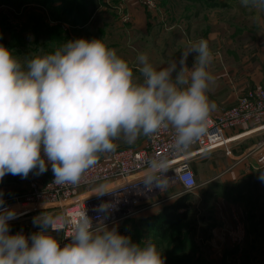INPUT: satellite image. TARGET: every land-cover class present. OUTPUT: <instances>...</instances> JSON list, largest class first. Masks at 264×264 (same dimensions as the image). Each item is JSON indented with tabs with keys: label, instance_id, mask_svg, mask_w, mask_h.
I'll list each match as a JSON object with an SVG mask.
<instances>
[{
	"label": "clouds",
	"instance_id": "9594fccd",
	"mask_svg": "<svg viewBox=\"0 0 264 264\" xmlns=\"http://www.w3.org/2000/svg\"><path fill=\"white\" fill-rule=\"evenodd\" d=\"M240 5L255 13L264 29V0H240ZM214 58L208 39L188 40L179 60L164 67L140 53L137 76L102 39L69 40L27 57L0 44V181L7 174L41 175L50 165L53 183L79 186L102 154L117 150V141L131 145L162 129L173 133V152L188 153L207 135L217 109L208 95L216 83L210 71ZM144 163L145 188L167 190L168 157H147ZM259 179L264 181V173ZM92 191L98 197L110 193L105 183ZM110 207L105 202L97 211L107 213ZM16 218L15 209H0V264H165L152 238L134 243L115 226L103 221L94 226L86 210L75 220L44 210L33 217L40 231L30 236L9 234L8 222ZM69 226L70 240L61 246L52 233Z\"/></svg>",
	"mask_w": 264,
	"mask_h": 264
},
{
	"label": "rangeland",
	"instance_id": "374dc122",
	"mask_svg": "<svg viewBox=\"0 0 264 264\" xmlns=\"http://www.w3.org/2000/svg\"><path fill=\"white\" fill-rule=\"evenodd\" d=\"M26 1L13 0L15 5H8L6 1L0 0V34L7 42L9 49L13 52L17 49L21 50L20 54L14 53L19 57L39 55L41 51H53L69 40L96 38L102 39L110 48H114L118 55L133 66L135 74L139 76L135 67L137 56L140 53H146L150 61L160 68L161 42L167 37L171 45L176 46V41L180 42V38L201 37L207 35L211 28L217 27L220 29V34H225L224 37L242 32L246 33L245 39L255 37L257 40L264 41V29L256 24L255 13L243 8L240 0H46L47 3H42L41 0ZM23 2L26 3L23 5ZM76 13L79 19L73 20ZM85 19L86 21L83 22ZM161 31L165 36L163 35L164 37L160 39ZM259 31H262L260 35H258ZM15 36L19 37L20 42L15 41L11 46ZM259 50L264 54L262 49ZM176 52L177 50L174 55ZM257 88L264 89L261 86L247 88L239 93L234 103L222 112L236 107L247 92ZM147 140V137L142 136L131 145L122 140L117 141V150L136 149L143 146ZM105 155L107 154H102L99 160ZM53 177L50 165L47 172L41 175L32 172L27 178L7 174L0 181V192L3 193L4 200L0 208L9 207L18 211L20 207H27L29 204L25 203V195L29 190L30 182L36 183L39 185V190L44 191L46 182ZM93 189L80 188L79 192L85 190L92 194ZM155 190L156 188L154 192ZM144 196L145 193L141 198L143 199ZM21 203L25 205L21 206ZM152 206L156 208L160 205L153 203ZM215 209L214 199L200 201L197 200V195L191 194L187 219L179 227V236L175 235L178 240H187L189 259L195 260L194 264H264V239L260 217L249 220L248 228L244 224L242 234L243 236L245 234L246 243L228 242L224 245L217 244L218 247L212 242L214 228L209 226V223L216 225ZM129 210L130 207H124L118 211V215L127 213ZM146 210L141 214H148ZM33 213L34 211L29 214ZM129 221L120 226L119 223L108 227H117L120 234L130 236L134 243L152 238L160 248L164 260L168 258V251L178 252L169 247L170 242L163 241L138 221ZM125 224L126 226H122ZM256 232L261 239L254 236ZM175 243L177 242L172 240L171 244ZM227 246H234L237 249L235 256L225 254ZM241 248L249 250L248 260L243 258Z\"/></svg>",
	"mask_w": 264,
	"mask_h": 264
},
{
	"label": "crops",
	"instance_id": "0c3cea01",
	"mask_svg": "<svg viewBox=\"0 0 264 264\" xmlns=\"http://www.w3.org/2000/svg\"><path fill=\"white\" fill-rule=\"evenodd\" d=\"M261 32L259 31L258 35ZM160 33L161 39L165 34L163 31ZM219 34L220 29L216 27L211 28L207 35L201 36L209 40L215 57L210 71L215 76L216 83L208 95L210 100L215 101L217 109L211 117L221 114L222 110L232 105L238 94L247 88L264 87V54L259 52V49L264 51V41L257 40L255 37L245 39L246 33L242 32L226 37H224L225 34ZM201 37L180 38V42L176 41V46L171 45L168 37L162 40L159 65L166 66L169 60L174 59V56L176 60H179L185 43ZM194 56L193 53L188 58L189 67L193 63ZM247 129L249 127L240 128L239 132L247 131ZM262 137H264V128L245 132L233 142L231 151L215 149L200 154L191 161L197 182L193 195H197V200L200 201L210 197V200L214 199L216 202L214 212L217 213L215 216L217 220L216 225L214 223L212 227L214 228L212 242L218 247L217 244L224 245L228 242L246 243L245 234L244 236L242 234L244 224L248 228L249 220L258 217L261 219V214L264 213V181L259 179L261 173H264V167L257 166L252 157L246 156L247 149ZM45 205V209L41 207L33 214L8 222L9 234L14 235L22 231L25 236H30L40 231L38 226L33 225V217L44 210L52 214L59 210L54 204L45 203ZM260 224L262 227V223ZM52 234L56 238L59 235L57 232ZM254 236L261 239L258 232ZM262 237L264 239L263 235Z\"/></svg>",
	"mask_w": 264,
	"mask_h": 264
},
{
	"label": "built area",
	"instance_id": "2783aa9c",
	"mask_svg": "<svg viewBox=\"0 0 264 264\" xmlns=\"http://www.w3.org/2000/svg\"><path fill=\"white\" fill-rule=\"evenodd\" d=\"M248 127L249 129L244 130L245 132L264 128V89L262 88L247 92L236 107L228 108L221 114L212 116L207 135L193 145L188 153L173 152V133L170 129H162L154 138H148L139 148L119 149L105 155L83 176L79 186L57 185L53 183V177L46 182L44 191H41L38 188L39 185L31 181L25 195V203L29 205L18 208V217L40 209L42 203H48L58 207L59 210L55 214L62 213L71 220H75L81 211L86 210L94 226L101 221L107 226L118 224L127 217L140 214L153 203L164 200L168 190L179 187V192L193 191L197 187V182L191 166L192 159L215 149L231 151L233 142L245 133L239 132V129ZM165 155L170 161V170L167 173V176L171 178L170 187L164 191L156 188L155 192L154 188L146 189L142 184L145 159ZM246 156L252 157L257 166L264 167V137L247 149ZM118 182L119 185L111 187ZM100 183L107 185L109 194L98 197L85 190L79 192L80 188L90 190ZM143 193H145L143 198L145 200L141 198ZM105 202L111 205L109 211L98 212V206ZM22 205L25 204L21 203ZM124 207H130V210L118 215V211ZM57 233L61 246L69 242L70 226L63 227Z\"/></svg>",
	"mask_w": 264,
	"mask_h": 264
},
{
	"label": "trees",
	"instance_id": "16d2710c",
	"mask_svg": "<svg viewBox=\"0 0 264 264\" xmlns=\"http://www.w3.org/2000/svg\"><path fill=\"white\" fill-rule=\"evenodd\" d=\"M6 1V4H11L15 5V2H12L13 0H2ZM30 1V0H27ZM26 1V2H27ZM39 1V0H38ZM42 3L46 2V0H41ZM21 2V1H20ZM23 2V5L26 3ZM20 4V3H18ZM78 13H76L73 17V20H78ZM86 19L83 21L85 22ZM14 42L10 44L11 46L14 45L15 41L16 43L20 42L19 37L15 36L13 38ZM0 44L4 45L5 47L9 48L7 45V42L5 39L1 36L0 34ZM21 50L17 49L14 53L20 54ZM196 179V178H195ZM178 192V193H177ZM190 192H179V187L173 188L172 190H168L166 192L165 199L158 202L160 206L156 208H152L153 206L149 207L146 210V215L143 214H138L132 217H127L120 221V224H124L125 222L129 221L132 222L138 221L139 223L142 224L143 227L148 228L149 231H151L154 235L158 236L160 239L163 241H167L169 244V247L171 249H176L178 252L174 251H168V258L165 260V264H194L195 260H190L189 259V254L187 253V240L186 239H181L178 240L175 235L179 236V227L182 225V223L187 219V211L189 207V198L191 196ZM210 199V197H207L206 200ZM152 208V209H150ZM154 209V210H153ZM145 211V210H144ZM260 223H262V231H263V236H264V213L261 214V219ZM128 224V223H127ZM118 226V227H119ZM122 226H126L122 225ZM209 226L212 228L213 223L210 224ZM172 240L176 241L177 243L171 244ZM173 245V246H172ZM227 246L225 254H232V256H235L237 253V249L233 246ZM230 248V249H229ZM229 249V250H228ZM241 252L243 255V258H248L250 257L249 250L247 248L243 249L241 248ZM196 259V258H194Z\"/></svg>",
	"mask_w": 264,
	"mask_h": 264
},
{
	"label": "bare ground",
	"instance_id": "6f19581e",
	"mask_svg": "<svg viewBox=\"0 0 264 264\" xmlns=\"http://www.w3.org/2000/svg\"><path fill=\"white\" fill-rule=\"evenodd\" d=\"M119 184H120V183L118 182V183H116L115 185H112L111 187L117 186V185H119ZM111 187H110V188H111Z\"/></svg>",
	"mask_w": 264,
	"mask_h": 264
}]
</instances>
